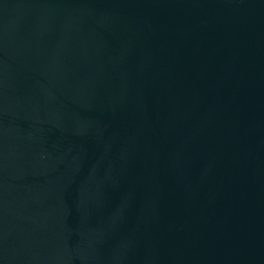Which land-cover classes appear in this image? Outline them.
<instances>
[{"label": "water", "instance_id": "1", "mask_svg": "<svg viewBox=\"0 0 264 264\" xmlns=\"http://www.w3.org/2000/svg\"><path fill=\"white\" fill-rule=\"evenodd\" d=\"M0 264H264V0H0Z\"/></svg>", "mask_w": 264, "mask_h": 264}]
</instances>
